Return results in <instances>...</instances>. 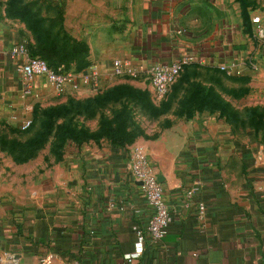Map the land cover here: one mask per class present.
<instances>
[{
	"label": "crops",
	"instance_id": "crops-1",
	"mask_svg": "<svg viewBox=\"0 0 264 264\" xmlns=\"http://www.w3.org/2000/svg\"><path fill=\"white\" fill-rule=\"evenodd\" d=\"M208 1L68 0L65 14L88 44V65L192 54L205 65L235 61L241 67L240 42L250 41L239 10ZM21 38L30 43L29 29L0 0V101L18 98L19 74L7 50ZM253 38L247 72L264 93V51ZM133 81L155 95L147 82ZM90 89L84 84L70 93ZM215 106L197 107L153 139L88 137L68 142L56 163L30 179L0 176V264H264V127L242 128ZM139 146L162 177L169 205L170 221L158 241L147 229L153 208L130 169ZM196 182L187 207L185 192ZM137 228L144 241L129 260L125 255L139 247Z\"/></svg>",
	"mask_w": 264,
	"mask_h": 264
},
{
	"label": "rangeland",
	"instance_id": "rangeland-1",
	"mask_svg": "<svg viewBox=\"0 0 264 264\" xmlns=\"http://www.w3.org/2000/svg\"><path fill=\"white\" fill-rule=\"evenodd\" d=\"M13 1L16 8L22 7L21 12H28L32 21L40 19L39 32L49 42L38 47L37 34L28 28L24 18L17 16L29 29L31 48L37 49V54L51 63L64 61L71 69L86 67L88 44L67 23L68 0ZM211 1L210 5L224 3L227 8L237 6L239 10L243 34L250 41L240 42L245 53L240 71L236 68L233 73L227 72L216 64L205 65L201 61L185 63L170 92L163 97L153 96L148 87L135 86L131 77L108 74L83 93L57 94L43 89L39 96H23L19 92L17 99L0 101V176L30 179L43 167L56 163L68 142L79 143L101 135L112 139V130L121 138L126 134L120 128L131 135L130 139L156 138L196 111L189 95L192 82L211 86L220 102V111L240 127H254L257 120H264V104L259 103L264 99L262 87L254 88L247 72L248 56L255 44L251 15H261L264 22V0ZM10 2L5 0L8 15ZM259 42L256 50L264 51V40ZM26 119L31 123L24 127Z\"/></svg>",
	"mask_w": 264,
	"mask_h": 264
},
{
	"label": "built area",
	"instance_id": "built-area-1",
	"mask_svg": "<svg viewBox=\"0 0 264 264\" xmlns=\"http://www.w3.org/2000/svg\"><path fill=\"white\" fill-rule=\"evenodd\" d=\"M251 20L254 24V34L259 40L263 41L264 22L261 15L254 14L251 16ZM7 53L13 60L19 74L18 90L23 96H39L40 89L44 86L57 94L67 91L75 92L84 84L97 86L101 78L108 74L111 76H128L142 79L152 86L155 95L163 97L168 93L183 65L195 61V57L192 54L169 62L150 61L148 63H134L123 57H115L109 67H102L98 63L93 62L86 69H67L64 64L52 66L44 57L32 54L26 38H21L13 44L7 50ZM219 67L227 72L232 70V73L236 68L240 71L235 61L221 63ZM30 122V119L23 120V126H28ZM130 169L147 202L153 208L147 229L152 240L158 241L165 235L170 221V210L165 198L162 181L159 180L153 164L141 146L136 147L132 151ZM198 189L199 184L196 182L186 190L185 201L183 203L185 206L189 207L193 203L194 195ZM196 206L199 213L205 212L206 204L203 200H197ZM137 234L139 247L125 255L129 260L139 255L141 244L144 241L142 229L137 228ZM68 264L81 263L74 261Z\"/></svg>",
	"mask_w": 264,
	"mask_h": 264
},
{
	"label": "trees",
	"instance_id": "trees-1",
	"mask_svg": "<svg viewBox=\"0 0 264 264\" xmlns=\"http://www.w3.org/2000/svg\"><path fill=\"white\" fill-rule=\"evenodd\" d=\"M10 3H11L10 7L8 8L9 14H11L13 16H20V17L24 18V20H26L28 28L33 30L37 34L38 47L42 46V44L48 43L49 40H47L44 37V35H42L39 32V30H40L39 20L40 19L36 18L35 20L32 21L31 16L28 15L27 11L21 12L22 7L16 8L14 6V1L12 2V0ZM251 22H252V20H251ZM252 27H253V24H252ZM253 29H254V27H253ZM28 45H29L30 52L32 54L39 55L36 53L37 49H35V51H34L33 48H31V43H28ZM48 63L52 66H58L59 64H64L65 68H67V69L69 67L64 61H56L55 63H51L48 61ZM87 65L88 64H85V66H87ZM79 69L80 68L78 67L75 70H79ZM189 95H190L191 100L197 104V107L199 109H203V108L214 109V108H216L215 105L220 103V102L216 101L217 96L215 95L213 88L211 86L205 87L201 83H198V82H192V84L189 88ZM262 125H264V120H262V119L257 120L255 122V128L256 129L262 128L263 127ZM120 130L126 134L125 136H122L121 138H120V136L116 135L115 130L114 131L112 130V132H109V134L112 135V142L113 143H123L127 139L131 138V135H129V133L125 132L123 128H120Z\"/></svg>",
	"mask_w": 264,
	"mask_h": 264
},
{
	"label": "water",
	"instance_id": "water-1",
	"mask_svg": "<svg viewBox=\"0 0 264 264\" xmlns=\"http://www.w3.org/2000/svg\"><path fill=\"white\" fill-rule=\"evenodd\" d=\"M158 178H159L160 181H162V177L160 175H158Z\"/></svg>",
	"mask_w": 264,
	"mask_h": 264
}]
</instances>
